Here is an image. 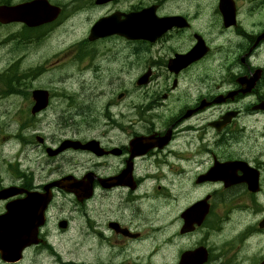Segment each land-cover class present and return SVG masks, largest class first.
Instances as JSON below:
<instances>
[{"label": "flooded vegetation", "instance_id": "flooded-vegetation-1", "mask_svg": "<svg viewBox=\"0 0 264 264\" xmlns=\"http://www.w3.org/2000/svg\"><path fill=\"white\" fill-rule=\"evenodd\" d=\"M224 1L172 0L169 13L163 0L125 2L115 9L142 11L154 6L160 16L173 17V28L155 41L123 37L90 41L91 51L97 42L109 49L107 54L92 51L94 61L111 59L119 53L120 43H127L124 65L141 68L138 77L147 69L151 76L145 85L137 78L123 80L121 94L127 99L121 127L93 130L86 137L67 136L52 144L57 148L65 139L83 143L94 139L100 147H68L49 156L48 144L38 143L49 159H70V164L44 175L39 166V171L5 186L22 191L0 196V216L25 198L34 211L5 225L24 231L23 237L1 232L0 242L24 239L25 256L34 258L62 254L58 243L65 240L77 247L95 244L100 249L88 252L92 255L85 258L88 264H181L183 253L195 246L207 248L205 264H242L252 246H264V14L257 21L253 13L264 8V0ZM223 6L234 12L230 25ZM175 16L188 21V26L179 25ZM27 31L31 40L32 28ZM215 39L222 41L221 48L227 45L233 62L212 61ZM194 49L197 59L175 62ZM209 64L215 67L211 78ZM93 70L98 76L104 73L100 65ZM131 93L138 94L136 100ZM129 112L142 115L140 121L146 124L127 130ZM226 162L257 169L260 191H249L245 182L226 185L224 177L230 180L229 175L239 178L245 173L231 164L226 167ZM65 177L79 181L85 195L47 189ZM44 195H49V202L42 211ZM206 200L202 224L192 231L188 223L185 230V220L199 217L194 205ZM246 209L250 213L238 212ZM150 250L156 255L150 256ZM263 261L262 256L254 264Z\"/></svg>", "mask_w": 264, "mask_h": 264}, {"label": "rangeland", "instance_id": "rangeland-1", "mask_svg": "<svg viewBox=\"0 0 264 264\" xmlns=\"http://www.w3.org/2000/svg\"><path fill=\"white\" fill-rule=\"evenodd\" d=\"M139 1L133 0L130 4L135 5ZM156 1L158 0H148L146 4ZM163 2H165V10L169 13L172 0H163ZM241 3L243 4V2ZM124 4L125 2H122V6ZM109 10L110 5L97 7L87 1L86 6L80 8L72 16L77 25L75 34L70 32L72 28L71 21L73 20L70 19L64 23L62 28L54 31L47 43L33 42L28 50L25 43H19L17 38L11 42L3 38L4 31H14L16 35L20 34L16 30L20 28L19 25L15 28L9 26L5 30L0 29V41L3 40L0 42V60L1 57L6 58L5 62L0 63V73H8L12 66L18 65L20 73H27L30 76L26 80V84L22 86V89L25 90L22 94L12 92L8 88L5 89L8 94L4 95L2 92L3 85L0 81V142L2 139L0 143V160L3 156L7 158L0 173V176L3 174L7 178L0 179L1 185H8L19 176L30 174L32 171L28 167L37 168L38 162V166L44 167L40 169L43 175L47 171L55 170L58 166H68L70 164V159L57 162L49 159L44 152V148L38 144L39 140L35 139L38 132L39 135L36 137H44L46 143L52 146L53 143L60 142L67 136L86 137L87 132L107 130L105 129L106 125L104 127V121L105 123L108 122L110 126L121 127L124 124L123 116L115 112L117 107L120 110L123 107L122 102L118 99L120 92L124 89L123 80L134 78L136 74L141 72L140 68L134 70L132 66H124L123 52L127 43H120L119 53L106 60V62L93 61L89 55L90 53L83 46L76 43V38L82 37L90 25L99 16L106 15ZM253 13L254 19L259 21L262 14H264V8L262 6L258 7ZM260 13L262 14L260 15ZM245 22L249 24L248 21ZM221 43L222 41L215 39L214 45L217 53L212 61L218 64L233 62L232 55L228 59L227 45L221 48ZM92 51H96L97 54H107L109 49L98 42L93 45ZM57 59H59L57 61L58 65L52 67L51 64ZM97 65H100L101 71L104 72L103 75L101 74L102 76L95 74L94 70L91 72V67ZM119 65L124 69V75L119 79H111L114 78L112 74ZM105 67H107V70H104ZM207 68L211 78L215 67L209 64ZM36 69L41 70V72L35 75ZM95 69L100 68L96 67ZM222 72H224V69L221 68ZM34 88L50 90L52 106L47 113L31 118V91ZM108 106L110 114H107ZM8 110L9 117L7 118L6 112ZM138 120L131 118L130 121L126 122V129L133 130L134 127H137L135 121ZM4 122L6 123L3 124ZM24 125L27 126L24 127ZM7 132L15 133L17 138L18 133H20L19 141L5 139L3 134ZM22 148H27V150L22 151V155L18 156L17 153ZM18 162L22 164L23 168H28L25 169L26 174L18 175L13 172V164ZM72 234L71 232L70 236ZM58 244L60 250L63 251L61 258L58 260H67L65 262L76 264H88L85 258H91L92 255L89 253L95 254L100 249L95 244L77 247L78 244L67 240ZM149 255L153 256L156 253L150 250ZM23 264H58V262L53 260L51 254L36 258L35 261L34 257L29 255Z\"/></svg>", "mask_w": 264, "mask_h": 264}, {"label": "water", "instance_id": "water-1", "mask_svg": "<svg viewBox=\"0 0 264 264\" xmlns=\"http://www.w3.org/2000/svg\"><path fill=\"white\" fill-rule=\"evenodd\" d=\"M106 1L107 0H97V3L101 4V3H104ZM17 9H18V7H15V6H13V7H0V20L4 23H8L10 21L27 20L26 22L28 25H38V24L44 23V22L49 20V16H46V15H39V17L37 19H35L34 16L27 15L25 12V7H19V10H17ZM145 13H146V11L144 12V14L141 13V16H143V15L145 16ZM130 16L133 17L136 21L139 18V14H132ZM133 23H134L133 21H129L126 24L122 25L117 21L116 17H107V18L100 19L97 22L96 26L100 27L102 29H105L107 31H111V33H115V32L126 33L125 30H128ZM112 24L116 25L118 27H121V28H112ZM121 29H124V30H121ZM139 29L140 28H138L136 26V27H133L131 31H138ZM33 97H34L36 103L32 108V113L36 114L37 112L44 109L46 107V105L48 104L49 94L45 90L37 89V90L33 91ZM50 152L55 154V153H58L59 150L55 151V152H52V151H50ZM67 182L64 183L63 181H58V182H55V184L63 186L67 189L70 188V189H74L78 192H82L81 189H79L78 187H76L74 185L68 186ZM17 191H18L17 189L13 188V189H11V192L5 193V194L8 197L10 195H14V193H16ZM43 210H44V207H42V211ZM33 211H34L33 204L26 203L25 201L13 202L12 204H10L8 206L7 215L0 216V225L5 226L12 219H23L25 216H30V214ZM42 211H41V213H42ZM4 226H3V228H4ZM6 229L7 230L5 231V233L8 234L9 236H21V237H23V234L25 233L24 231H15L9 227H6ZM16 241L19 242L20 244H22V240L17 239Z\"/></svg>", "mask_w": 264, "mask_h": 264}, {"label": "trees", "instance_id": "trees-1", "mask_svg": "<svg viewBox=\"0 0 264 264\" xmlns=\"http://www.w3.org/2000/svg\"><path fill=\"white\" fill-rule=\"evenodd\" d=\"M15 68V67H12ZM22 77H26L25 74L23 76L20 75L19 70L15 72H10L6 73L5 75V80L8 82L7 84L5 83L6 89H11L12 92L15 93H24L25 90L22 89V86L24 85L25 82L22 81Z\"/></svg>", "mask_w": 264, "mask_h": 264}, {"label": "bare ground", "instance_id": "bare-ground-1", "mask_svg": "<svg viewBox=\"0 0 264 264\" xmlns=\"http://www.w3.org/2000/svg\"><path fill=\"white\" fill-rule=\"evenodd\" d=\"M3 94L5 95V94H8V91L7 90H4L3 91ZM8 114H9V110H8V112H6V115H7V118L9 117L8 116ZM6 122H4L3 124H5ZM7 137L9 138V137H14V138H17L16 137V135L15 134H8L7 135ZM26 150H27V148H26ZM3 162V161H2ZM3 168V166H1V168H0V170ZM1 176H3V174H1ZM46 255V254H45ZM51 255H53V260L54 261H58L60 264H76V263H74V262H65V261H67V260H65V261H60V260H58V259H60L61 258V253L60 254H51ZM38 259V257H35L34 258V261H35V259ZM50 258V257H49Z\"/></svg>", "mask_w": 264, "mask_h": 264}]
</instances>
